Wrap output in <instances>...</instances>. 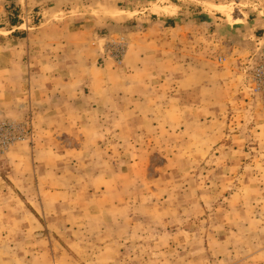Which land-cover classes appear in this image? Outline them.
Segmentation results:
<instances>
[{
  "label": "rangeland",
  "instance_id": "obj_1",
  "mask_svg": "<svg viewBox=\"0 0 264 264\" xmlns=\"http://www.w3.org/2000/svg\"><path fill=\"white\" fill-rule=\"evenodd\" d=\"M68 1L92 18L121 118L90 125L87 161L48 163L28 199L2 172L0 212H27L76 264H264V0ZM32 6L0 0V47L28 35ZM19 112L0 111V157L36 144L30 92Z\"/></svg>",
  "mask_w": 264,
  "mask_h": 264
},
{
  "label": "crops",
  "instance_id": "obj_2",
  "mask_svg": "<svg viewBox=\"0 0 264 264\" xmlns=\"http://www.w3.org/2000/svg\"><path fill=\"white\" fill-rule=\"evenodd\" d=\"M32 2L36 20L23 22L31 33L20 37L17 45H11L8 39L0 47V111L19 116L26 92L31 93L38 109V135L33 151L27 146H17L9 156L0 157V178L2 172L7 174L26 198L24 193H35L36 174L42 167H49L48 163L51 168L57 165L71 169L87 161L84 154L86 142L91 137L88 135L90 125L105 124L108 118H114L118 126L117 119L121 118L118 109L115 108L113 114L107 109L111 105L108 92L113 86L109 83V67L99 65V49L91 43L96 30L91 28L90 14L84 13L86 5L76 3L75 6L68 0ZM163 24L174 26L171 18L165 19ZM84 44L88 54H84ZM145 108L136 102L131 111L136 119H143ZM105 134L103 140L113 137L115 141L122 132L115 127L110 132L106 129ZM101 135L98 133L97 137ZM60 136L80 139L81 144L76 149L69 148L59 141ZM96 144L107 154L111 151L105 142ZM66 185H69L68 179ZM52 192V195H60V192ZM0 195L2 200L10 197V193L3 190ZM12 222L17 224L12 226ZM32 222L27 212H0V264H65L60 259L76 264L65 251L59 250L60 255L56 254L54 244L42 238L43 227Z\"/></svg>",
  "mask_w": 264,
  "mask_h": 264
}]
</instances>
